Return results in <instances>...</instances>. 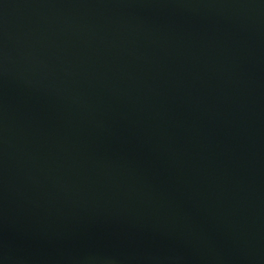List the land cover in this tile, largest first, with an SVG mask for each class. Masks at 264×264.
I'll list each match as a JSON object with an SVG mask.
<instances>
[{
  "label": "water",
  "instance_id": "obj_1",
  "mask_svg": "<svg viewBox=\"0 0 264 264\" xmlns=\"http://www.w3.org/2000/svg\"><path fill=\"white\" fill-rule=\"evenodd\" d=\"M0 264H264V0H0Z\"/></svg>",
  "mask_w": 264,
  "mask_h": 264
}]
</instances>
